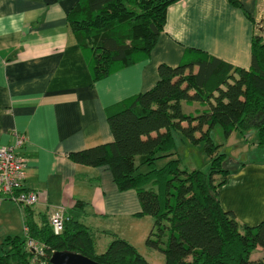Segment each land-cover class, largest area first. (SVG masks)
I'll return each instance as SVG.
<instances>
[{"label": "trees", "instance_id": "1", "mask_svg": "<svg viewBox=\"0 0 264 264\" xmlns=\"http://www.w3.org/2000/svg\"><path fill=\"white\" fill-rule=\"evenodd\" d=\"M174 0H77L67 15L74 38L85 54L91 78L146 59L163 31L166 9ZM228 2L250 17L239 0ZM157 81L122 100L108 114L112 140L70 151L73 162L107 166L118 190L134 189L140 204L137 216H150L144 243L163 253L164 264H264V219L242 223L222 208L217 190L230 168L221 143L211 137L219 125L225 137L254 129L264 146V37L254 33L247 69L203 50L185 48L175 66L159 63ZM182 102L198 103L184 111ZM172 130L190 143L203 141L207 171L181 166ZM163 165L156 167L158 159ZM146 165L147 170L140 168ZM22 205L24 236L7 235L0 242V264H44L53 251L67 250L102 264H149L136 246L107 231L110 240L96 250L95 231L81 219L86 202L76 199L66 209L63 229L54 233L46 212ZM43 244L42 254L26 247V239ZM258 247L261 258L250 254Z\"/></svg>", "mask_w": 264, "mask_h": 264}, {"label": "crops", "instance_id": "2", "mask_svg": "<svg viewBox=\"0 0 264 264\" xmlns=\"http://www.w3.org/2000/svg\"><path fill=\"white\" fill-rule=\"evenodd\" d=\"M239 1L250 17L228 0H174L150 55L93 81L67 19L77 0H0V145L24 136L16 151L25 159L23 186L37 192L34 214H49L57 205L69 209L81 199V219L95 235L112 231L135 246V237L144 243L152 220L136 215L135 190H118L107 166L81 165L67 154L110 142L108 114L151 88L158 64L177 65L185 48L247 69L256 24L264 22V0ZM249 148L261 150L255 139ZM217 193L222 208L242 223L263 220L264 159L231 167ZM12 209L22 218L17 202L0 200V215Z\"/></svg>", "mask_w": 264, "mask_h": 264}, {"label": "rangeland", "instance_id": "3", "mask_svg": "<svg viewBox=\"0 0 264 264\" xmlns=\"http://www.w3.org/2000/svg\"><path fill=\"white\" fill-rule=\"evenodd\" d=\"M256 27V32L261 33L264 37V22H258ZM182 106L184 111L188 112L189 110L192 111L194 106L198 107V103L190 105L182 102ZM172 134L176 142V150L181 161V166L188 169L198 168L203 171H207L209 159L204 151L203 141L190 143L185 137H182V134L178 130H172ZM211 137L214 142L221 143L220 150L227 155L228 159L226 161V166L228 168L233 167L246 159H264V146L260 147V151H258V149L257 151H253L252 148H249L250 142L253 139L256 140L254 129L247 132V135L244 137L246 138L245 140L243 139V135L238 131H235L230 137H225L222 133L221 127L219 125H215L211 131ZM165 161L166 159L164 158L158 159L155 166L159 167L163 165ZM147 169L148 167L146 165L140 168L141 171H145ZM148 220L151 221L152 218L148 217ZM87 225L89 224L87 223ZM7 235L24 236L23 223L19 209H12L9 214L4 213L3 216L2 214L0 215V242ZM95 237L96 250L98 252L102 251L106 247L107 242L110 240V236L104 233H97ZM132 241H134L137 250L146 258L149 264H164V256L161 251L146 246L145 243L140 242V240L136 237L135 239L133 238ZM262 255L263 251L260 247H258L250 254V258L252 260H257L261 258Z\"/></svg>", "mask_w": 264, "mask_h": 264}, {"label": "built area", "instance_id": "4", "mask_svg": "<svg viewBox=\"0 0 264 264\" xmlns=\"http://www.w3.org/2000/svg\"><path fill=\"white\" fill-rule=\"evenodd\" d=\"M23 143L24 136L16 135L13 144L0 145V200L9 198L20 206L32 205L37 202V192L23 186L25 159L16 151ZM66 218V208L63 205H57L50 209L49 222L54 233L62 231ZM25 231L26 227H24ZM25 244L34 253L42 254L43 244L32 238H27Z\"/></svg>", "mask_w": 264, "mask_h": 264}, {"label": "water", "instance_id": "5", "mask_svg": "<svg viewBox=\"0 0 264 264\" xmlns=\"http://www.w3.org/2000/svg\"><path fill=\"white\" fill-rule=\"evenodd\" d=\"M49 262L50 264H102L88 256L67 250L53 251Z\"/></svg>", "mask_w": 264, "mask_h": 264}]
</instances>
